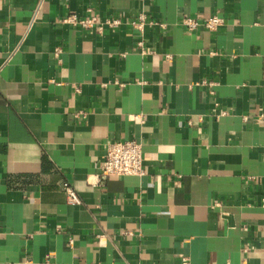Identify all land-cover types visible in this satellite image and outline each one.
Listing matches in <instances>:
<instances>
[{
    "label": "crops",
    "instance_id": "1",
    "mask_svg": "<svg viewBox=\"0 0 264 264\" xmlns=\"http://www.w3.org/2000/svg\"><path fill=\"white\" fill-rule=\"evenodd\" d=\"M0 264H264V0H0Z\"/></svg>",
    "mask_w": 264,
    "mask_h": 264
},
{
    "label": "built area",
    "instance_id": "2",
    "mask_svg": "<svg viewBox=\"0 0 264 264\" xmlns=\"http://www.w3.org/2000/svg\"><path fill=\"white\" fill-rule=\"evenodd\" d=\"M62 20L88 30H101L104 28V26L116 28L122 23V20L119 17L100 19L90 12L86 13L84 16H76L71 14ZM144 22V15L141 14L138 20L134 21L133 24L137 28L141 29ZM222 23L223 19L216 14H213L204 20H200L195 17H186L183 19L184 26L189 30H194L198 27H205L208 30H216L220 25H222ZM138 44L141 45V43ZM58 51L59 50L56 49V53ZM145 173L144 157L140 142L135 140H118L106 142L105 154L99 171L100 181L106 179L109 176H142ZM61 186L65 192L68 203H80L79 196L67 181H63Z\"/></svg>",
    "mask_w": 264,
    "mask_h": 264
}]
</instances>
